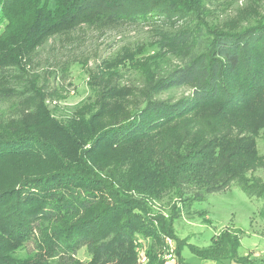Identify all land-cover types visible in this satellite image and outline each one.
I'll use <instances>...</instances> for the list:
<instances>
[{
	"label": "trees",
	"instance_id": "obj_1",
	"mask_svg": "<svg viewBox=\"0 0 264 264\" xmlns=\"http://www.w3.org/2000/svg\"><path fill=\"white\" fill-rule=\"evenodd\" d=\"M212 1L0 0V101L13 102L0 115V264H138L145 240L147 264H163L179 211L165 220L153 203L187 210L232 185L263 199L264 220L255 175L264 172V15L213 22ZM126 26L147 27L154 42L138 67L142 84L116 80L134 58L102 60L87 99L57 115L46 102L61 99L70 67L88 60L40 73L38 50ZM182 87L190 92L177 100L158 97ZM238 241L225 231L195 255L233 258Z\"/></svg>",
	"mask_w": 264,
	"mask_h": 264
},
{
	"label": "rangeland",
	"instance_id": "obj_2",
	"mask_svg": "<svg viewBox=\"0 0 264 264\" xmlns=\"http://www.w3.org/2000/svg\"><path fill=\"white\" fill-rule=\"evenodd\" d=\"M208 4L210 12L209 20L227 22L238 17L241 18L264 15V0H214ZM50 8L54 7V0L49 2ZM3 28V19L0 8V32ZM147 27H122L109 28L105 32L86 31L77 33L68 40L51 41L38 50L37 67L35 71L42 73L46 70L56 69L63 60L87 59L86 67L73 64L70 67L69 77L62 86L61 99H48L46 104L57 110V115H68L71 108L87 99L89 81L88 73L95 71L102 60L115 56H128L134 58L136 67L122 70V75L116 80L122 79L125 86H140L142 73L138 67L147 64V53L153 41L148 40ZM149 57V58H150ZM170 63L175 62L166 56ZM150 70V68H149ZM70 83V86L67 85ZM56 83L50 82L49 88L56 87ZM189 88L182 87L160 94V99L177 100L187 95ZM13 102L0 101V115L5 116L12 112ZM258 150L264 153V131L258 138ZM256 176L264 180V172L257 171ZM182 203L163 198L153 203L154 214H159L168 220L171 208L179 211V218L174 222V233L177 240L165 237L163 244L165 249L161 255L163 264H166V256L171 252L175 258L172 264H177V241L182 242L179 249V257L185 264H264V220L259 212L263 206V199L247 197L237 186L232 185L224 191L208 194L203 201H195L190 209H182ZM233 232L239 238V244L234 257L220 260L201 259L195 255L196 250L208 248L212 238H216L222 232ZM171 242V248L168 242ZM148 240L138 243L140 255L138 264H147L146 248ZM29 248V247H28ZM77 258L81 261L88 259L85 249H81Z\"/></svg>",
	"mask_w": 264,
	"mask_h": 264
},
{
	"label": "built area",
	"instance_id": "obj_3",
	"mask_svg": "<svg viewBox=\"0 0 264 264\" xmlns=\"http://www.w3.org/2000/svg\"><path fill=\"white\" fill-rule=\"evenodd\" d=\"M169 244V246H170V248H171V242L169 241L168 243H167V245ZM172 248H173V246H172ZM166 264H172L173 262H174V260H175V258H173L172 257V254H171V252H168V254H167V256H166Z\"/></svg>",
	"mask_w": 264,
	"mask_h": 264
}]
</instances>
